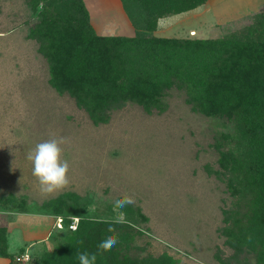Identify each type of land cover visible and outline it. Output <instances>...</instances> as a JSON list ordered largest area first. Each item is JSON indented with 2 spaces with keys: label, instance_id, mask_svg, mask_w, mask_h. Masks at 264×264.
<instances>
[{
  "label": "rangeland",
  "instance_id": "374dc122",
  "mask_svg": "<svg viewBox=\"0 0 264 264\" xmlns=\"http://www.w3.org/2000/svg\"><path fill=\"white\" fill-rule=\"evenodd\" d=\"M33 1L0 0V227L6 229L12 256H0L5 264H42L44 251L63 242L68 231L56 228L58 220L45 205L65 193L72 214L99 223L95 229L101 241L118 237L119 243L105 252L112 264H258L256 245L244 229L253 194H234L233 175L222 165L223 154L239 151L236 117L198 111L186 86L175 80L162 88L157 107L147 110L126 100L108 107L106 120L94 121L70 93L53 86L49 61L41 52L46 40L32 32L44 8H71L64 0L53 6ZM258 2L206 0L171 15V22L157 24L151 33L245 36L246 26L264 18V3ZM83 3L97 35L137 33L121 0ZM52 138L66 141L62 159L69 163L71 183L45 196L27 156ZM124 194L134 203L122 210L125 222L112 225L115 232L109 233V223L101 221L116 217L114 201ZM6 198L14 202H3ZM32 216L49 217L51 229L45 239L22 241L18 231ZM25 254L27 259L17 260Z\"/></svg>",
  "mask_w": 264,
  "mask_h": 264
},
{
  "label": "trees",
  "instance_id": "16d2710c",
  "mask_svg": "<svg viewBox=\"0 0 264 264\" xmlns=\"http://www.w3.org/2000/svg\"><path fill=\"white\" fill-rule=\"evenodd\" d=\"M41 1L53 6L61 0H34L32 5ZM121 1L136 27L134 36L97 35L83 0H64L71 11L58 10V5L41 11L42 20L32 32L46 40L41 52L49 61L53 86L70 93L97 122L106 120L108 107L126 100L147 110L157 107L162 88L175 80L186 86L198 111L236 117L239 151L223 154L222 165L233 175L234 194L242 190L243 195L253 194L251 209L245 211V236L256 245L258 264H264V18L257 28L246 26V35L240 37L235 33L220 39L162 37L151 33L160 18L197 8L206 0ZM68 194L45 205L55 221L61 219L56 228L68 232L56 249L44 251L42 264H79L76 254L83 251L97 253V264H112L97 248L102 239L95 229L99 223L72 214L68 206L66 210ZM73 217L78 222L69 229ZM0 256L12 257L4 227Z\"/></svg>",
  "mask_w": 264,
  "mask_h": 264
},
{
  "label": "clouds",
  "instance_id": "9594fccd",
  "mask_svg": "<svg viewBox=\"0 0 264 264\" xmlns=\"http://www.w3.org/2000/svg\"><path fill=\"white\" fill-rule=\"evenodd\" d=\"M65 142L64 138H52L38 143L27 156V159L32 163V175L38 182L39 191L45 196H52L66 189L71 183L69 163L66 159H62V145ZM133 203L134 199L127 194L114 201L113 210L117 212L116 217L110 221H101L109 223V233L115 232L112 225L125 222V213L122 210ZM248 239L250 241L251 237ZM118 243V237L112 234L103 239L97 248L102 252H110ZM76 256L79 264H97V253L83 251L78 252Z\"/></svg>",
  "mask_w": 264,
  "mask_h": 264
},
{
  "label": "crops",
  "instance_id": "0c3cea01",
  "mask_svg": "<svg viewBox=\"0 0 264 264\" xmlns=\"http://www.w3.org/2000/svg\"><path fill=\"white\" fill-rule=\"evenodd\" d=\"M258 3L259 4L261 3V5H262L264 3V0H261V2H258ZM256 5H258V4H256ZM178 14H180V13H178ZM178 14H175V15H178ZM173 19L174 18L171 15L167 16V17H162L158 20V25H160L161 22H162V24H164V22L168 23V21L171 22ZM123 27H122V30L126 29L125 26H123ZM40 217L41 216H38L36 219L35 217L33 218V216H32L28 219L29 222H27V224L23 223L24 226H20L21 229H19L18 232H20V234H21L22 241L23 240H25V241L26 240H34V239H40V238L45 239V237L47 236V234L49 233V231L51 229L50 224H49V221H51V220L47 216H43L45 218H43V217L40 218ZM10 248H11V245L9 244V249ZM0 259H2V258L0 257ZM2 260L4 261V264L7 263L4 259H2Z\"/></svg>",
  "mask_w": 264,
  "mask_h": 264
},
{
  "label": "built area",
  "instance_id": "2783aa9c",
  "mask_svg": "<svg viewBox=\"0 0 264 264\" xmlns=\"http://www.w3.org/2000/svg\"><path fill=\"white\" fill-rule=\"evenodd\" d=\"M77 222H78V218L77 217H73L72 218V221L68 225V228L69 229H75L76 228V225H77ZM57 226H61V219L60 218H58ZM19 259H27L26 258V254H25V256L24 255H20V257H17V260H19Z\"/></svg>",
  "mask_w": 264,
  "mask_h": 264
}]
</instances>
